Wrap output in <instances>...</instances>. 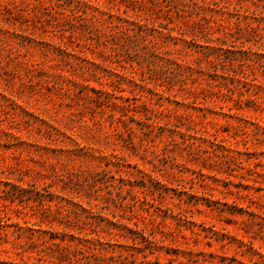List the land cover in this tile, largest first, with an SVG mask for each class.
<instances>
[{
    "label": "rangeland",
    "instance_id": "rangeland-1",
    "mask_svg": "<svg viewBox=\"0 0 264 264\" xmlns=\"http://www.w3.org/2000/svg\"><path fill=\"white\" fill-rule=\"evenodd\" d=\"M16 1L0 15V264H264V22L235 27L251 1L179 17L162 0H83L62 10L73 32ZM135 21L140 54L172 53L182 82L112 44ZM244 51L259 63L231 61ZM7 183L39 190L51 217L17 213Z\"/></svg>",
    "mask_w": 264,
    "mask_h": 264
},
{
    "label": "trees",
    "instance_id": "trees-1",
    "mask_svg": "<svg viewBox=\"0 0 264 264\" xmlns=\"http://www.w3.org/2000/svg\"><path fill=\"white\" fill-rule=\"evenodd\" d=\"M63 1V3L61 2ZM122 1V0H121ZM127 2L126 7L129 8L130 6L138 5L143 6L146 3H153V0H124ZM251 4L256 8V9H251L248 7L246 10L245 14L242 16V21L238 15L237 19L238 22H236L235 27L236 29L241 32L242 34H253L256 31L257 26H253V23H261L264 22V16L262 14V11H264V0H250ZM74 2L77 4H81L84 2L83 0H20V4H25V5H32L35 8H41L42 10L47 11V15L49 16V20L55 21V24L50 23V27L55 30V31H68V32H73V27H75L71 21H70V16L63 12L62 10L65 9L66 7H69L72 5ZM162 3L164 4L165 8H168V11L173 10L175 14L179 17H184L185 14H195L196 16L200 15L201 10L204 8V5L207 4L206 0H162ZM161 5V3H158ZM209 4V3H208ZM217 5V3H216ZM258 8H261L262 11L257 12ZM132 9V8H131ZM66 10V9H65ZM70 11V14L73 16V9H68ZM21 10L19 9V4L16 0H0V15L3 13L15 17L20 15ZM126 12V11H124ZM22 16V15H21ZM35 17L37 15L35 14ZM39 18V17H38ZM204 19V18H203ZM146 20V19H145ZM207 20V19H206ZM140 21H135L132 24L134 27L137 29L135 34H128L127 32L130 30L128 28L121 27L118 32H115V34L109 35L112 39L111 42L113 45L116 46V49L118 46H120L119 49H123L125 47V52L127 54V59L128 61H135V59L141 58L142 60H150L152 59H157L158 61L161 62L162 66H170V73L172 75V79L178 78L180 82H182L181 77L183 76V71H184V66L181 65L170 53L169 51H162L158 50L156 46L153 44L147 45L145 44L143 47H141L142 50H144V54L141 55L140 52L137 50V42L135 40V37L138 38L139 43L146 41L145 39V34H146V28L145 26L147 23L143 21V23H139ZM63 24H68L67 29H63L62 25ZM133 28L131 29V31ZM227 34V33H226ZM71 35V34H70ZM134 38V39H133ZM218 40V39H215ZM120 41H122L120 43ZM260 42V40H256V43ZM132 52H134L132 54ZM256 56L254 59H251L247 55V51L243 52V55L240 56V58H233L231 61H238V62H245V61H252L254 64L259 63V58H261V55L258 53V51L255 52ZM264 57V56H263ZM127 61V60H126ZM168 69V68H167ZM166 69V70H167ZM242 78L245 80L243 86L246 88V90L249 91L250 88H253L256 92L259 91L261 88L260 84H250V82L256 81V78H252L249 80V76L245 73L242 72L241 74ZM249 81V82H248ZM254 92V95L256 94ZM231 111V108H228V112ZM231 117L236 115L235 113L230 114ZM221 151H222V157L225 158L226 160L230 159L231 161H234L235 158L231 155H229V150L225 146H221ZM6 186H9V189L3 190L6 199L10 203H15V201L18 202V208L15 209V211L19 214L23 213L24 215H27L28 213L26 212V207L30 208L31 211H36L34 213L37 217H39L40 221H44L48 218L51 217V207L50 205H45L44 197L40 193L39 190L34 188V195L28 194L29 190L25 188H21L19 186H16L14 184L7 183ZM32 186V185H29ZM29 202H32L33 205L29 206ZM0 212H4V210H0ZM39 214V216L37 215ZM15 227H17V224H13ZM12 226V225H11ZM19 227L16 231H19ZM27 231L33 232L35 230L31 228H27ZM139 231L141 230H131L129 229L130 233L135 234V236H130L131 240H135L138 238V235L142 241L146 239L144 234H140ZM34 235L30 233L29 239L31 240V245H36L34 241H32V237ZM37 239L41 240L42 244H46L47 242L51 245L54 246L56 249L60 248V244L55 242L56 236H51L49 240H43L39 236L36 237ZM4 264H28L26 261L21 260V262H5Z\"/></svg>",
    "mask_w": 264,
    "mask_h": 264
}]
</instances>
